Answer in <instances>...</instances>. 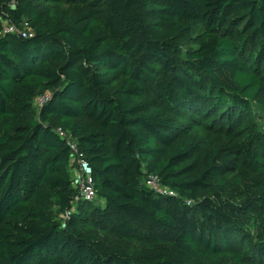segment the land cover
<instances>
[{"label": "trees", "instance_id": "16d2710c", "mask_svg": "<svg viewBox=\"0 0 264 264\" xmlns=\"http://www.w3.org/2000/svg\"><path fill=\"white\" fill-rule=\"evenodd\" d=\"M72 1L0 0V264H246L227 253L264 244V147L202 148L174 115L264 110V0Z\"/></svg>", "mask_w": 264, "mask_h": 264}, {"label": "rangeland", "instance_id": "374dc122", "mask_svg": "<svg viewBox=\"0 0 264 264\" xmlns=\"http://www.w3.org/2000/svg\"><path fill=\"white\" fill-rule=\"evenodd\" d=\"M35 2L41 9L59 6L61 9L71 12L78 10L82 6L79 1L74 2L72 0H63L61 2L35 0ZM234 29L235 35L246 31L245 27L240 24L235 25ZM243 35H248V32L243 33ZM261 38L257 42H260ZM194 47L195 45L192 42L184 40L181 43L180 50L185 55L187 50ZM250 62L253 65L256 63L258 67L261 65L259 72L264 74L261 58H252ZM35 107L39 110L40 99L36 101ZM182 114L177 113L174 115V118L182 124V132L192 136L202 148L209 144H220L224 141L240 142L245 140L261 141V145L264 147V134L261 133L262 130L264 131V110L259 106H255L254 111L250 114L239 115L236 118L231 117L230 119L227 111L219 113V111L209 108L192 117ZM71 172L74 176L73 169H71ZM95 201L103 206L104 202L102 200L96 199ZM238 255L248 256L245 261L246 264H264V244H260V242L252 244L249 240L243 243V245H235L230 248L227 258L232 259Z\"/></svg>", "mask_w": 264, "mask_h": 264}, {"label": "built area", "instance_id": "2783aa9c", "mask_svg": "<svg viewBox=\"0 0 264 264\" xmlns=\"http://www.w3.org/2000/svg\"><path fill=\"white\" fill-rule=\"evenodd\" d=\"M21 31L20 27L16 26L13 23H6L5 24V30L4 32H18ZM24 32V35H30L32 36V33H26L27 31H22ZM45 97L40 98V104L44 101ZM70 143L74 149V155L71 159V168L73 169L74 172V184L76 188L79 190V195L89 199V200H94L96 198V191L94 187V180L92 176V170L90 163L86 159L85 155L83 152H81L76 144V142L70 140ZM147 186L158 190L163 193H169V194H174L173 191H170L167 187H165L158 176L156 175H151L148 177L146 181Z\"/></svg>", "mask_w": 264, "mask_h": 264}, {"label": "crops", "instance_id": "0c3cea01", "mask_svg": "<svg viewBox=\"0 0 264 264\" xmlns=\"http://www.w3.org/2000/svg\"><path fill=\"white\" fill-rule=\"evenodd\" d=\"M72 169V168H71Z\"/></svg>", "mask_w": 264, "mask_h": 264}]
</instances>
